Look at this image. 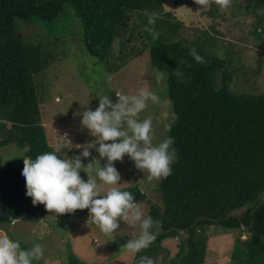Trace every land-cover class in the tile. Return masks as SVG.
<instances>
[{
	"label": "trees",
	"instance_id": "trees-1",
	"mask_svg": "<svg viewBox=\"0 0 264 264\" xmlns=\"http://www.w3.org/2000/svg\"><path fill=\"white\" fill-rule=\"evenodd\" d=\"M164 3L0 0V147L14 144L24 148L25 161L54 151L42 123L34 76L48 66V61L43 59L41 44L27 41L30 37L19 30L21 24L45 26L59 17L66 4H71L82 22L81 44L104 61L112 60L118 37L125 46V35L121 33L124 28L134 38L133 28L125 24L133 12H139L140 22L134 27L143 28V36L149 40L144 42L145 50L150 47L152 63L167 74L175 116L168 136L174 137L179 159L172 165V174L160 179V201L148 203V215L159 225L156 239L149 248L135 254L133 264L141 256L152 258L155 264H205L212 226L239 232L229 264H264V204L254 215V225L244 227L252 224V211L264 197V93L234 92L227 61L188 43L180 34L184 23L174 12L166 11ZM254 4L262 8L264 0H254ZM151 13L158 17L155 25L148 24ZM18 21H23L19 28ZM153 32L158 34L156 38ZM192 48L205 63L193 59L189 54ZM1 157L0 226L23 216L25 220H39L51 212L43 204L34 205L26 195V182L21 176L25 161L3 163ZM122 190L132 192L135 200L147 199L138 186ZM227 215L231 217L227 219ZM198 218L201 220L194 227L178 230L188 228ZM171 228L177 229L166 231ZM240 231H247L248 236L243 238ZM169 237L179 238L175 255L163 244ZM67 264L89 263L70 255Z\"/></svg>",
	"mask_w": 264,
	"mask_h": 264
},
{
	"label": "rangeland",
	"instance_id": "rangeland-1",
	"mask_svg": "<svg viewBox=\"0 0 264 264\" xmlns=\"http://www.w3.org/2000/svg\"><path fill=\"white\" fill-rule=\"evenodd\" d=\"M164 6L184 23L180 34L188 43L227 61L234 92L264 93V7H255L254 0H232L227 9H220L214 0H209L206 8L196 5L194 0H165ZM139 14L133 12L131 23L127 20L125 24L133 28L134 38L124 28L121 33L125 35V46L118 37L112 48V60L104 61L88 53L81 44L82 22L71 4H66L59 17L45 26L17 22L18 28L21 24L19 30L23 35L30 37L27 40L30 44L42 45L43 59L48 61V66L34 76L42 123L54 151L71 157L82 151L79 145L95 140L82 128L81 116L77 113L98 106L95 94L111 95L115 101V91L138 94L143 88L153 92L158 102L149 101L140 118L152 119L154 144L169 135L175 116L168 95L167 74L152 63L150 47L145 50L144 42L149 40L144 38L143 28L134 27L135 22H140ZM90 151L91 156L82 158L85 165L99 159L95 149ZM0 154L3 163L18 164L26 159L25 149L14 144L0 147ZM105 162V159L97 160L90 167V173L94 175L96 168ZM114 165L120 173L116 186L121 189L138 186L148 200L160 201V180H150L147 172L137 169L127 155ZM80 174L87 180L86 172L82 170ZM100 186L102 191L112 187L103 183ZM137 206L149 214L148 203H137ZM87 219V212H49L39 220L20 219L3 224L0 238L18 239L29 247L34 242L41 243L44 256L38 264H67L70 255L89 264H133L136 253L128 251L124 245L139 235L138 226L121 221L115 237L110 240L98 227L87 224ZM238 233L212 226L205 264H229ZM241 233L243 238L248 236L247 231ZM163 244L172 255L179 250V238L169 237Z\"/></svg>",
	"mask_w": 264,
	"mask_h": 264
},
{
	"label": "clouds",
	"instance_id": "clouds-1",
	"mask_svg": "<svg viewBox=\"0 0 264 264\" xmlns=\"http://www.w3.org/2000/svg\"><path fill=\"white\" fill-rule=\"evenodd\" d=\"M214 2L220 9H227L232 0ZM194 3L206 8L209 0H194ZM157 18L156 13L148 14V24L155 25ZM157 35L153 32V38ZM189 54L197 63H205L195 48ZM115 95L114 101L111 95L95 94L98 106L77 113L81 116L82 128L95 140L79 145L82 151L71 157L60 151H46L27 159L21 176L26 182V195L32 198L34 205L43 204L55 214H74L76 210L87 209L86 223L98 227L110 240L115 237L121 221L138 226L139 235L129 239L124 247L139 253L156 239L159 225L137 206L132 192L116 186L120 173L114 162L122 161L127 155L137 169L147 172L150 180H160L172 174V165L179 156L174 137H165L154 144L152 119L140 118L149 101L158 102L153 92L142 88L138 94L115 91ZM91 149H95L99 159L85 165L82 158L91 156ZM101 159L106 162L92 175L90 167ZM82 170L87 173V180L81 176ZM101 183L112 187L102 191ZM43 256L44 249L39 242L25 248L18 239L0 238V264H38ZM137 264H155V261L141 256Z\"/></svg>",
	"mask_w": 264,
	"mask_h": 264
},
{
	"label": "water",
	"instance_id": "water-1",
	"mask_svg": "<svg viewBox=\"0 0 264 264\" xmlns=\"http://www.w3.org/2000/svg\"><path fill=\"white\" fill-rule=\"evenodd\" d=\"M137 203H154V202H152V201H150V200H148V199H138V200H135ZM264 204V197L262 198V200H261V202L257 205V206H255L254 207V209H253V211H252V224L251 225H245L244 224V227H246V228H248V227H252L253 225H254V215H255V213H256V211L259 209V208H261L262 207V205ZM76 212H78V213H82V211H76ZM233 216H236V217H240L239 215H237V214H234ZM25 216H23V217H19V218H14L13 220L15 221V220H20V219H23ZM231 217V215H227L226 216V218L228 219V218H230ZM34 218V217H33ZM41 219V218H40ZM201 220V218H198L196 221H195V223L194 224H192L191 226H189L188 228H178V230L179 231H181V232H184L186 229H190V228H192V227H194L199 221ZM212 220H214V218H212ZM216 221H219V220H221V219H215ZM161 224H162V222H161ZM175 229H177V228H171V229H169V230H166L167 232H169V231H172V230H175Z\"/></svg>",
	"mask_w": 264,
	"mask_h": 264
}]
</instances>
